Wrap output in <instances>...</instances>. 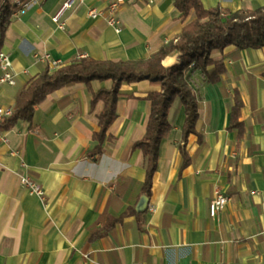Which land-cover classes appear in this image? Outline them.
<instances>
[{
    "label": "crops",
    "instance_id": "obj_1",
    "mask_svg": "<svg viewBox=\"0 0 264 264\" xmlns=\"http://www.w3.org/2000/svg\"><path fill=\"white\" fill-rule=\"evenodd\" d=\"M120 2L118 34L92 10ZM176 0H84L53 22L64 0H37L23 16H13L2 51L12 60L14 86H0V108L13 110L18 94L46 70L50 56L60 66L77 59H147L176 39L196 20L183 17ZM205 8L232 12L257 9L264 0H201ZM17 11V10H16ZM226 73L211 84L193 75L199 100L196 134L185 150V110L173 103V127L159 149L149 207L136 211L146 180L147 160L133 145L147 132L151 102L161 87L149 80L124 83L117 118L107 132L102 154L94 156L93 135L100 131L104 103L92 106L93 92L111 81L64 87L36 108L33 122L20 121L0 139V264H264V48L227 47L212 53ZM178 62L168 57L164 66ZM210 70L213 67L209 68ZM240 100L239 123L232 110ZM27 177L44 196L21 183ZM219 188L229 204L216 218L210 203ZM146 196V195H145ZM150 207H154L152 212ZM130 215L108 235L90 241L109 217Z\"/></svg>",
    "mask_w": 264,
    "mask_h": 264
},
{
    "label": "trees",
    "instance_id": "obj_2",
    "mask_svg": "<svg viewBox=\"0 0 264 264\" xmlns=\"http://www.w3.org/2000/svg\"><path fill=\"white\" fill-rule=\"evenodd\" d=\"M175 7L183 17L195 11L197 18L157 53L142 60L112 62L81 58L54 70L48 67L32 78L18 94L12 115L0 122V133L13 129L20 121L31 124L36 108L51 94L64 87L84 84L91 90L94 81H111V88L92 93V106L99 101L104 103V111L99 117L100 131L93 135L97 144L91 151L92 155L100 156L105 141L114 140L113 136H107V132L117 118V103L122 96V85L149 80L152 84L159 85L161 90L148 94L151 115L147 132L142 140L133 145V151L141 150L147 160L142 193L149 197L157 171L160 145L173 130L169 115L176 99L180 100L185 110L180 147L184 158L182 168L190 162L185 150L189 135L197 134L199 140H202L196 131L199 100L193 86V75L200 73L206 82L217 84L226 73V67L223 60L213 58L215 50L223 52L229 46H235L239 50L264 48V6L232 12L220 7L207 9L201 0H176ZM16 10L14 0H0V49L7 26ZM174 55H177L178 62L169 67L164 66L163 62ZM210 67L213 69L210 70ZM240 108L241 102L237 100L232 110L236 126H241L238 121ZM130 215H136L139 223L142 214L129 209L118 219L109 217L102 228L92 232L90 241L105 237Z\"/></svg>",
    "mask_w": 264,
    "mask_h": 264
},
{
    "label": "built area",
    "instance_id": "obj_3",
    "mask_svg": "<svg viewBox=\"0 0 264 264\" xmlns=\"http://www.w3.org/2000/svg\"><path fill=\"white\" fill-rule=\"evenodd\" d=\"M37 0H14V4L17 6V11L14 12L13 16H23L25 15L33 2ZM84 0H64L62 8L57 12L53 17V22L58 24L60 27H63L64 23L62 22V15L65 11L70 9L75 4L81 3ZM150 4L154 0H147ZM120 7L119 1H114L106 10H92L90 12V17L92 19L105 18L110 27H112L116 33L121 32V22L117 17V11ZM45 59L48 61L49 68L56 69L60 66L57 61H54L50 56H45ZM16 84V73L13 70L11 57L0 50V86H14ZM13 110H5L0 108V122L3 118H8L12 115ZM0 139L4 142H7V139L0 133ZM21 183L31 194H36L38 196H44V190L42 186L36 182L30 180L27 177L21 179ZM230 198L223 193L219 188L216 189L214 198L210 203V216L216 218L217 215L224 211L227 205L229 204ZM150 210L153 212L154 207H150Z\"/></svg>",
    "mask_w": 264,
    "mask_h": 264
},
{
    "label": "water",
    "instance_id": "obj_4",
    "mask_svg": "<svg viewBox=\"0 0 264 264\" xmlns=\"http://www.w3.org/2000/svg\"><path fill=\"white\" fill-rule=\"evenodd\" d=\"M149 203H150L149 198L143 195L137 204L136 211L138 213H145L149 207Z\"/></svg>",
    "mask_w": 264,
    "mask_h": 264
},
{
    "label": "rangeland",
    "instance_id": "obj_5",
    "mask_svg": "<svg viewBox=\"0 0 264 264\" xmlns=\"http://www.w3.org/2000/svg\"><path fill=\"white\" fill-rule=\"evenodd\" d=\"M54 70V69H53Z\"/></svg>",
    "mask_w": 264,
    "mask_h": 264
}]
</instances>
